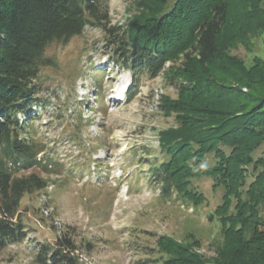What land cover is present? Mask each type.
Returning <instances> with one entry per match:
<instances>
[{"label":"trees","instance_id":"obj_1","mask_svg":"<svg viewBox=\"0 0 264 264\" xmlns=\"http://www.w3.org/2000/svg\"><path fill=\"white\" fill-rule=\"evenodd\" d=\"M132 8L111 27L108 0H0V251L32 242V264H80L67 230L53 245L30 240L18 211L25 195L46 187L35 173L20 175L40 164L31 125L42 109L31 111L45 104L40 70L55 65L45 50L90 26L103 32L109 66L134 82L162 75L176 90L160 101L174 121L158 135L164 160L146 164L160 197L198 207L205 198L192 181L204 177L222 191L210 261L191 235L148 233L154 243L137 264H264V56L247 63L234 54L264 42V0H134Z\"/></svg>","mask_w":264,"mask_h":264},{"label":"rangeland","instance_id":"obj_2","mask_svg":"<svg viewBox=\"0 0 264 264\" xmlns=\"http://www.w3.org/2000/svg\"><path fill=\"white\" fill-rule=\"evenodd\" d=\"M133 2L108 0L111 27L124 25ZM254 44L253 53L240 47L234 54L247 63L263 57L262 39ZM105 45L103 32L89 26L67 44L45 50L44 57L55 65L40 70L36 83L45 104L31 111L42 109L31 125L33 142L43 145L40 164L20 173L46 181L43 190L21 200L18 218L30 232L28 239L53 245L57 231L52 222L57 220L86 264H137L145 259L143 248L154 243L148 233L182 242L191 235L201 243L197 253L210 261L212 246L220 240L213 212L221 203V189H213L209 178L192 181L205 198L193 207L161 198L146 176L148 162L164 160L158 135L174 121L161 112L160 101L176 97V90L162 75L134 82L123 67L108 65ZM205 163L211 166L213 159L206 157ZM43 208L49 217L40 214ZM33 246L24 242L0 251V264H32Z\"/></svg>","mask_w":264,"mask_h":264},{"label":"built area","instance_id":"obj_3","mask_svg":"<svg viewBox=\"0 0 264 264\" xmlns=\"http://www.w3.org/2000/svg\"><path fill=\"white\" fill-rule=\"evenodd\" d=\"M41 214H43V216L45 218L49 217L50 216V212H49V209L48 208H43L41 210ZM52 225L53 227L55 228V230L57 231V236H60L63 229H62V226H61V223L57 220L53 221L52 222ZM73 256H75L77 258V260L80 262V263H84L86 264L87 262V258H85V256L83 254H81L78 249H75L72 253H71ZM88 264V263H87Z\"/></svg>","mask_w":264,"mask_h":264},{"label":"bare ground","instance_id":"obj_4","mask_svg":"<svg viewBox=\"0 0 264 264\" xmlns=\"http://www.w3.org/2000/svg\"><path fill=\"white\" fill-rule=\"evenodd\" d=\"M119 97V96H118Z\"/></svg>","mask_w":264,"mask_h":264}]
</instances>
